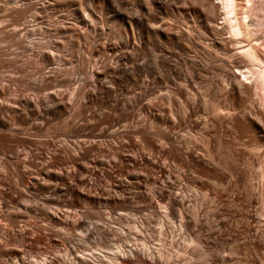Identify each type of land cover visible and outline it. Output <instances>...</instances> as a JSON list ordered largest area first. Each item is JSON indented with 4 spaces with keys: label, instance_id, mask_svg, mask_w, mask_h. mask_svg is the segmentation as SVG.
Listing matches in <instances>:
<instances>
[{
    "label": "bare ground",
    "instance_id": "obj_1",
    "mask_svg": "<svg viewBox=\"0 0 264 264\" xmlns=\"http://www.w3.org/2000/svg\"><path fill=\"white\" fill-rule=\"evenodd\" d=\"M201 230L264 264V0H0V264H179Z\"/></svg>",
    "mask_w": 264,
    "mask_h": 264
},
{
    "label": "rangeland",
    "instance_id": "obj_2",
    "mask_svg": "<svg viewBox=\"0 0 264 264\" xmlns=\"http://www.w3.org/2000/svg\"><path fill=\"white\" fill-rule=\"evenodd\" d=\"M254 24L257 25V27H259V25H260L258 21L257 22H254ZM23 59H24V57H21V56H17L16 57V60L18 61V63L19 62L21 63L23 61ZM31 69H32V67L30 65L29 66L21 65V68L19 66V68H17L16 71H14V73L13 72H10L8 74H10L12 76H15V77L18 76V78L20 77L19 79L23 80L24 78H23V75L22 74L24 72H27V70L30 71ZM22 85H23L22 84V81L20 83V80L18 82H13V84L12 83H8L7 84L8 92L10 91V93H8L9 96L10 97H13V96L19 95L21 93H25L24 87ZM69 91H70V89H69ZM55 126L60 127V123L55 124ZM60 139H62V137H60V136L55 137V140H60ZM124 199H126L125 196H124ZM83 207L85 209V207H87V206L85 204H82V203H80V204L79 203H76L75 210L82 211V210H84V209H82ZM13 208L14 207H12V209L11 208H8L7 210H9V211L16 210L15 208L14 209ZM103 211L105 212V210H103ZM74 216L71 217V218H69V220L70 219H73ZM207 217L209 218L208 220H209L210 225H212L213 224L212 223V219L209 216V214H205L203 212L201 213V219L203 218L202 220H204V221H202V222L204 224L206 223ZM152 220H153V222H152ZM42 223H44V222L42 221ZM179 223L180 222H178L176 220L172 224V226L174 227V230L176 228V230L174 232H176V234L177 233H180V235H182V236H184V237L187 238L188 237V231L183 226H181V224H179ZM116 226L117 227H120V231L122 233H124V234L127 233L128 227L125 224L124 225L122 224L121 226L115 225V227ZM158 226H159V224L157 223L156 218L151 216L149 218V221H148V224H147V227H146L147 228V232H152V230H154L155 228L157 230L158 229ZM54 228L57 229V228H59V226H55ZM40 231H32V232L29 231V235L30 236H34V237L40 238L41 241L38 244V248L40 249V251H42V250L43 251H46L47 250L46 252H48L49 255H51V256H57V257L62 258V259H67V258H72L73 259L76 256H80V253L81 252H84V250H80L81 252L78 251V253L76 251H70V250H68V247H67V245L65 243H62V244H60V243L53 244V243L50 242V240H52V239H58L59 238L58 237V234L57 233H54V231H50V232L49 231H46V230H40ZM77 234H80V231L79 230L74 231V233H69V236L71 235L73 237V235H74L73 238L75 239V238L78 237ZM206 234L207 233L204 230H201L199 232L200 239H203V240L206 239L207 242H210V244L208 243L209 246H204V251H202V253H200V251L197 250L198 245H199L197 243H199V242H197L196 240H194L192 237L188 238V239H192V241H190L188 239H184V241H181L180 237L178 238V241L179 242L181 241L183 244H185L190 249L191 254H188L189 256H187V257L190 258V259H192V260H194V261H188V259H183V258L177 257V256H173L169 260L172 261V262L179 263V264H228V263H230L229 260L234 261V259H235L238 262V263H236V261H234L235 264H246V263L247 264H263V262L258 258V255L253 250H249V249L243 250V252H241V254H240V252H239V254H234V257H230L229 250H230V247H231V244H232L231 241H230L232 238L230 236H228V235H226L224 233H219L218 235L217 234H214V236L213 235H209V234L206 235ZM226 237H228V238H226ZM242 240H243V237L241 235L239 241H242ZM194 241H196V242H194ZM153 242L156 243V240H154ZM18 244H19V242H11V243H7L6 247L9 250H13V249H16V248L18 249L19 246H20V244L19 245ZM200 245H203V244L200 243ZM194 246H196V247H194ZM208 248H209V250H208ZM104 250L106 251V249H104V248H102L100 246H93L87 252L88 253L92 252L94 254H99L100 252H103ZM87 252H86V254H87ZM206 252H208V255H207L208 258H207V260L204 263H202L201 260L198 261V259H201V257H203L204 253H206ZM209 252H211V253H209ZM27 254H30L29 251H26L23 254L25 256V258L28 257ZM210 255H211V258H210ZM4 258L10 263L11 260H12V255H10L9 252H8L6 254V256H4Z\"/></svg>",
    "mask_w": 264,
    "mask_h": 264
}]
</instances>
